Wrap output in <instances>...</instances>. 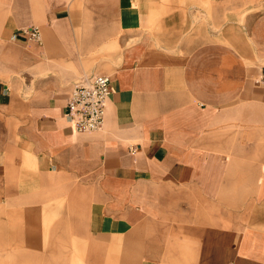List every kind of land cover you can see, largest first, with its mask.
I'll list each match as a JSON object with an SVG mask.
<instances>
[{"label": "crops", "instance_id": "1", "mask_svg": "<svg viewBox=\"0 0 264 264\" xmlns=\"http://www.w3.org/2000/svg\"><path fill=\"white\" fill-rule=\"evenodd\" d=\"M92 74L114 91L78 132ZM0 250L264 264V0H0Z\"/></svg>", "mask_w": 264, "mask_h": 264}, {"label": "built area", "instance_id": "2", "mask_svg": "<svg viewBox=\"0 0 264 264\" xmlns=\"http://www.w3.org/2000/svg\"><path fill=\"white\" fill-rule=\"evenodd\" d=\"M25 38L40 40L38 27L23 30ZM114 91L110 76L92 74L74 83L67 104V119L78 132L100 130L106 120V104Z\"/></svg>", "mask_w": 264, "mask_h": 264}, {"label": "rangeland", "instance_id": "3", "mask_svg": "<svg viewBox=\"0 0 264 264\" xmlns=\"http://www.w3.org/2000/svg\"><path fill=\"white\" fill-rule=\"evenodd\" d=\"M53 192H54L53 196H51V192H50V197L61 198L60 192H62V191L57 190V191H53ZM51 217L55 218V219H51V224L53 223L52 221H54V222L57 221L56 217H54L53 215ZM50 243H51V240H50ZM27 252H28V250H17L18 256H15V258L17 259L18 264L28 263V261L26 259L27 255H25ZM34 252H35L34 264H41V260H42L41 259V251H34ZM36 253H38V255ZM10 254H11L10 250H0V264H11V262H13L14 257L13 256L11 257ZM10 257L12 259H10Z\"/></svg>", "mask_w": 264, "mask_h": 264}]
</instances>
